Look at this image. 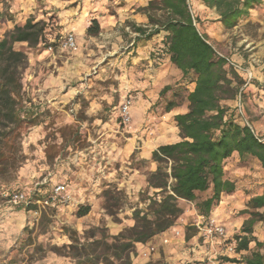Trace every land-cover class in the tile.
I'll use <instances>...</instances> for the list:
<instances>
[{"label": "crops", "instance_id": "crops-1", "mask_svg": "<svg viewBox=\"0 0 264 264\" xmlns=\"http://www.w3.org/2000/svg\"><path fill=\"white\" fill-rule=\"evenodd\" d=\"M149 1L1 0L0 11H7L10 18L0 20V40L7 30L16 25H24L29 18L47 21L46 37L54 45L53 51L48 50L43 43L29 47L26 42H19L15 46L18 49L28 46L23 47L29 58L25 80L27 89L33 90L38 104L36 109L42 111L50 108L58 114L65 112L62 104L74 100L80 94L89 96L86 86H92L91 68L117 54L115 63L120 62L122 70L118 78L121 84L124 82L132 91V129L129 135H125L114 120L100 121L102 135L109 137L106 140L102 138L101 147L106 154V162L102 161V164L124 165L136 154L149 163L150 170L154 171L157 165L152 161L153 151L160 145L181 140L175 116L189 110L187 94L195 88V82L192 79L193 73L184 76L182 70L172 63L162 42L166 32L148 39L133 31L128 24L147 26L148 16L139 8L147 6ZM191 3L194 13L200 19V30L208 36L217 51L234 62L239 74L251 75L240 103L235 99L224 100L222 103L242 113L243 121L264 133V64L255 71L254 66L246 67L245 64L250 62L253 55V47L249 48L250 43H247L245 48L249 49L245 52L240 50L238 46L241 43L234 39V33L239 27L226 31L215 9L208 8L201 0H191ZM254 18L251 16L248 20ZM95 19L100 25V32L97 36L88 35L87 30ZM67 32L76 35L81 52H72L59 46L62 36ZM92 61H96L97 65L91 66ZM101 70L95 74H104ZM168 105L171 106L168 108ZM89 112L94 114V109ZM128 169L130 186L140 190L147 185L146 174L136 168ZM225 169L227 178L236 183V191L223 195L208 218L223 224L226 236H217L213 242L202 236L195 230L194 222L199 214L195 203L182 200L184 212L173 227L147 243L137 244L135 264H205L211 257H215L220 264H245L225 260V257L239 258L246 253L230 251L233 245L225 241L240 233L244 221L249 217L240 211L247 207L249 199L264 192V168L258 159H242L238 153H234L227 160ZM75 176V193L85 199L94 187L91 183L87 185L80 175ZM211 193L210 188L197 192V195L203 200ZM190 226L194 231L191 234ZM254 235L258 240H264V220L254 225ZM164 239H168V242H164ZM152 246L155 248L153 251L150 250Z\"/></svg>", "mask_w": 264, "mask_h": 264}, {"label": "trees", "instance_id": "trees-1", "mask_svg": "<svg viewBox=\"0 0 264 264\" xmlns=\"http://www.w3.org/2000/svg\"><path fill=\"white\" fill-rule=\"evenodd\" d=\"M201 1L217 11L226 31L239 27L264 2ZM139 10L148 16L149 23L147 26L128 23L131 29L148 39L166 32L162 41L166 52L184 76L193 73L195 88L187 94L189 110L175 116L181 140L160 145L152 153V161L157 168L147 174V188L154 189V194L143 195L146 207L135 209L131 224L116 235L101 232L97 236L95 231H90L79 237L71 231L73 242L68 247L58 248V251L75 264H135L137 244L147 243L173 227L184 212L182 200L194 202L198 212L209 217L223 195L236 191V183L227 178L225 169L227 160L234 153L242 159L256 158L264 168V141L248 122L243 121L242 113L222 103L224 100H237L248 79L238 73L234 62L219 53L200 30V19L193 11L191 0H150ZM99 32L100 25L95 19L87 33L95 36ZM46 33V21L29 18L24 25L7 30L0 40V188L16 178L23 162L18 138L24 119L19 102L23 96L22 75L28 67V55L23 49H17L15 44L26 42L29 47H36L43 43L48 46L50 41ZM210 188L211 195L200 200L197 192ZM31 206L33 204L23 207ZM112 206L108 204L106 208L113 216ZM89 211V205L81 206L78 216ZM240 213L249 217L240 233L225 243H231L235 253H246L239 258L225 257V260L264 264V240L260 241L254 235V225L264 220V192L251 197ZM186 237L189 238V234Z\"/></svg>", "mask_w": 264, "mask_h": 264}, {"label": "rangeland", "instance_id": "rangeland-1", "mask_svg": "<svg viewBox=\"0 0 264 264\" xmlns=\"http://www.w3.org/2000/svg\"><path fill=\"white\" fill-rule=\"evenodd\" d=\"M256 12L258 14L255 11L251 14L256 17L254 20L246 19L234 33L242 52L253 47V55L245 66H254V71L264 64V6ZM9 16L7 11H0V20ZM247 43H250L249 48H245ZM23 47L28 46L20 48L25 51ZM76 52H81L80 47ZM117 57V54L109 56L101 65L92 61L91 66H97L91 68L92 86H86L89 96L80 94L62 104L65 110L62 115L50 108L36 109L38 104L33 90L27 89L25 80L29 70L28 58V67L22 75L23 96L19 102L24 119L18 138L23 162L16 178L0 188V264H75L58 251L73 242L71 231L79 237L90 231H95L97 236L101 232L119 234L131 224L133 211L146 207L143 195L154 194V189H148L147 185L136 190L128 184V167L146 175L151 171L149 163L136 154L124 165L102 164V161L106 162L102 138L109 137L102 135L100 121L114 120L125 135H129L132 129L131 123L124 125L120 118L121 104L132 91L118 78L122 70L120 62L115 63ZM102 66L105 67L101 70ZM100 70L104 74L97 76L95 73ZM93 109L94 114H90ZM259 134L264 136L263 132ZM76 174L94 187L85 199L75 193L73 180L77 178ZM57 184L66 185L70 195L68 201L61 197L56 201L50 198ZM13 189L23 190L34 199H49V202L33 204L29 208L12 205L6 194ZM108 204L113 205V216L106 208ZM86 205L90 206L89 213L78 216L80 207ZM195 230L198 231L196 226ZM193 232L190 226L189 234Z\"/></svg>", "mask_w": 264, "mask_h": 264}, {"label": "built area", "instance_id": "built-area-1", "mask_svg": "<svg viewBox=\"0 0 264 264\" xmlns=\"http://www.w3.org/2000/svg\"><path fill=\"white\" fill-rule=\"evenodd\" d=\"M59 46L62 49L69 50L72 52H76L79 49V43L77 41V37L73 32H67L65 33L60 42ZM48 50L53 51L54 45L51 43L47 46ZM251 75H247L246 78L248 79V82L250 80ZM248 84V83H247ZM246 85L242 88V94L237 98L239 103L241 102V97L243 95V91L245 89ZM133 105V99L132 96L127 95L125 100L121 104L120 108V118L121 122L124 125H128L131 123V108ZM249 124V123H248ZM249 126L252 128V130L255 131L256 135L260 138V140L264 141V136L260 135L256 129L249 124ZM7 200L12 205H21V206H30L32 204H48L49 199L41 200V199H30L27 195V193L23 190H13L10 193L6 194ZM63 199L64 201H68L70 199V195L67 192V187L64 184H57L53 188V193L50 196L52 201H56L58 198ZM195 226L198 228V231L201 233L202 236L206 237L210 242H213L215 237H225L226 236V228L223 224L218 223L215 219L208 218L207 216L203 214L197 215V220L195 222ZM164 242H168V239H164ZM230 251H234V246H230ZM151 251L155 250V248L152 246L150 248ZM205 264H220L219 261L215 257L209 258Z\"/></svg>", "mask_w": 264, "mask_h": 264}]
</instances>
